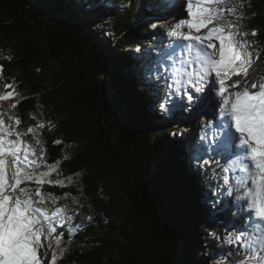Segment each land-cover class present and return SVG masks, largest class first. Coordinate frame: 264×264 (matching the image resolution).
<instances>
[{"label": "trees", "instance_id": "1", "mask_svg": "<svg viewBox=\"0 0 264 264\" xmlns=\"http://www.w3.org/2000/svg\"><path fill=\"white\" fill-rule=\"evenodd\" d=\"M165 2L0 0V57H11L0 58L2 78L18 93L10 103L19 100L15 110L22 128L37 122L30 116L43 113L49 125L41 130L46 159L49 164L62 161L63 178L74 181L44 190L79 200L80 206L71 198L60 201L76 215L64 225L69 251L58 264H234L227 256L233 246L219 238L222 224L235 215L220 193L221 169L213 163L193 170L188 160L197 155L192 146L199 136L206 134V143L213 137L219 146L224 132L220 108L215 100L211 113L199 116L190 130L184 108L160 125V105L168 94L162 82L157 87L149 81L148 75L157 74L146 72L154 64L153 50L160 61L166 53L165 29H157L154 38L148 30L151 19L164 15L159 4ZM245 2L246 29H259V36L249 39L264 44V0ZM260 71L264 52L254 65V73ZM110 89L122 94L129 112L138 113L136 127L117 122ZM211 148L205 156L225 164ZM103 165L120 172L119 189L109 196L101 189ZM161 178L177 203L165 198ZM166 201L175 208L172 216ZM208 232L214 237L205 238Z\"/></svg>", "mask_w": 264, "mask_h": 264}, {"label": "snow or ice", "instance_id": "2", "mask_svg": "<svg viewBox=\"0 0 264 264\" xmlns=\"http://www.w3.org/2000/svg\"><path fill=\"white\" fill-rule=\"evenodd\" d=\"M244 8L245 0H182L184 18L166 33L172 40L165 59L149 71L158 73L157 87L162 82L169 96L178 97V106L185 98H198L208 83L209 92L216 90L223 139L217 148L201 146L195 160L201 166L215 163L225 195L235 196L234 227L222 236L233 246L227 256L234 264H264V77L254 75L264 44L249 39L258 37L259 29H246ZM3 71L0 65V78ZM4 88L10 91L0 92V101L18 96L13 83ZM18 103L0 106V264H58L69 251L64 225L76 215L60 201L71 198L80 206L79 200L44 190L45 185H71L73 177L61 179L62 161L49 164L46 159L41 130L49 125L37 120L21 127L24 122L14 111ZM160 107L167 110L164 104ZM209 148L220 152L225 164L211 156L202 159Z\"/></svg>", "mask_w": 264, "mask_h": 264}, {"label": "rangeland", "instance_id": "3", "mask_svg": "<svg viewBox=\"0 0 264 264\" xmlns=\"http://www.w3.org/2000/svg\"><path fill=\"white\" fill-rule=\"evenodd\" d=\"M170 1L171 2L169 3L166 0L165 4H163V3L161 5L159 4V7L161 8V6H162V8H164V10H165V12H163L164 15L160 16V17L157 16V17L151 19L150 23H149L150 25H148V30H149L151 38L155 37V33H156L157 29H161V28L165 29V31L163 33L164 39L161 42L163 43L162 46H167V48L165 47L166 53L168 51L169 42L172 40L171 37H168L166 35L167 31L170 30L171 26L174 25V23L178 22L179 19L184 18L182 16V12H181L182 0H170ZM245 4H246V2H245ZM165 5H168V9ZM244 11H245V8H244ZM152 24H156L157 27L156 28L151 27ZM151 53L153 54V61L152 62H154V64L156 62H159L160 58H159V60L155 59V57H156L154 55L155 50H153ZM165 54L161 55V57L164 59H165ZM154 64L153 65L151 64V66L148 65L149 68H148V71L146 70V72H150L149 70L155 66ZM153 73L154 72H151V74H153ZM155 74L158 75V73H155ZM254 75L258 76V77H264V71L254 73ZM150 76L151 75H148L149 81H152V82L155 81V79L151 78ZM238 78L239 77H234V79H238ZM5 83L6 82L3 80V78H0V92L10 91V89L4 88ZM211 88H212V85L210 83L206 84L204 87V91L202 93L196 94V96L198 98H194V100L192 101L193 104L192 103L185 104V102H183V106H178L175 104V101L178 100V97L167 95V97L163 103L167 110L162 109L161 112H159V116H161L163 118V121L160 122V125H162V124L166 125V122L174 115V112L176 110L184 108V109L189 110V115H190V123L188 124L189 126H188L187 130L189 129V127H191V128L196 127L200 122L198 120L199 116H201V118H202L205 116L203 114L209 115L211 113V106L214 104V102L216 100V96L214 95L216 93V90H212L211 92H209V89H211ZM11 104L12 103H10V99L7 101H0V106H2L4 109H8ZM14 111L16 113L15 109H14ZM36 118H37L36 120L45 123V118H44V115L41 111L36 114ZM222 119H224V117H222ZM186 123H188V122H186ZM199 131H200V129L198 130V132ZM198 136H199V134H198ZM190 140H193V137L191 139L189 138V141ZM209 144L215 145V141H214L213 137H210V140L208 141V143H206V134H204L203 136H199L194 141V145L192 146V151H195V153H197L198 149L201 146L207 148L206 145L209 146ZM215 146L217 147V145H215ZM70 152H73V150L69 149L68 154ZM209 153H210V151L208 149V152L205 155H208ZM205 155L202 156V159H206V158L208 159V156H205ZM195 156L192 157V159L188 158V160L190 161L189 167H191L193 170L196 169V166L197 167L200 166L196 162ZM210 156L212 157V154H210ZM101 175L103 176V180L101 182L102 183L101 189H102L104 196H109V195L113 194L117 189H119L120 180H121L120 179V172L118 171V169L115 166L103 165L101 168ZM52 178L53 179L56 178L55 174H53ZM60 178L63 179V176L61 175ZM220 188H221L220 193H222V196L224 197V199H226V202H225L226 207L229 209L230 212H232L231 214H233V212H235V214H236L237 209H236V204H235V196L234 195L233 196L225 195L227 188L223 187V186ZM214 200H216V198ZM220 201H222V198H220ZM232 220L233 219H230L225 224H222V226H221L222 227V231H221L222 236L226 235V233L228 231L233 229L234 225H233ZM236 226L238 227V225H236ZM74 230L75 229H73V231ZM222 236H219V238H222ZM213 237H214V235H212V233L208 232V235L205 238L211 239ZM228 260L234 262V258H229ZM228 260H226V261H228Z\"/></svg>", "mask_w": 264, "mask_h": 264}, {"label": "water", "instance_id": "4", "mask_svg": "<svg viewBox=\"0 0 264 264\" xmlns=\"http://www.w3.org/2000/svg\"><path fill=\"white\" fill-rule=\"evenodd\" d=\"M108 96H109L110 103L114 107V114L116 115L117 122L118 123L125 122L123 124V127L124 126L127 127L129 124L136 127L139 124L141 119L137 112L128 111V106L122 94L118 90L112 89L111 91H109ZM159 188H163L165 190V198L167 200L168 198H171L172 201L177 203V201L172 199V190L170 189L167 181L164 178H161L159 182ZM164 206L166 207L168 214L172 216L175 208L172 207L171 202L166 201Z\"/></svg>", "mask_w": 264, "mask_h": 264}]
</instances>
